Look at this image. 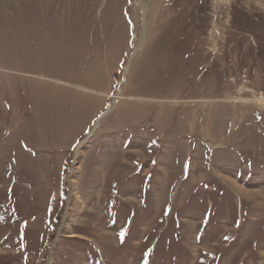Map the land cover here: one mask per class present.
Here are the masks:
<instances>
[{
	"label": "rangeland",
	"instance_id": "1",
	"mask_svg": "<svg viewBox=\"0 0 264 264\" xmlns=\"http://www.w3.org/2000/svg\"><path fill=\"white\" fill-rule=\"evenodd\" d=\"M0 264H264V0H0Z\"/></svg>",
	"mask_w": 264,
	"mask_h": 264
},
{
	"label": "bare ground",
	"instance_id": "2",
	"mask_svg": "<svg viewBox=\"0 0 264 264\" xmlns=\"http://www.w3.org/2000/svg\"><path fill=\"white\" fill-rule=\"evenodd\" d=\"M114 98H117V95L114 96ZM114 101H115V99H114ZM114 101H113V103H114ZM102 115H103V114H102ZM97 124H98V120H97V121H94L93 126H95V125H97ZM87 137H88V135H87L86 137H84V139H82V140L80 141V143L78 144L77 148H79V146H80V144H81L82 142L86 141ZM70 236H73V235H70ZM49 261L51 262V259H50Z\"/></svg>",
	"mask_w": 264,
	"mask_h": 264
},
{
	"label": "snow or ice",
	"instance_id": "3",
	"mask_svg": "<svg viewBox=\"0 0 264 264\" xmlns=\"http://www.w3.org/2000/svg\"><path fill=\"white\" fill-rule=\"evenodd\" d=\"M120 235H121V237H123V232H121V234H120ZM225 239H227V237H225Z\"/></svg>",
	"mask_w": 264,
	"mask_h": 264
}]
</instances>
